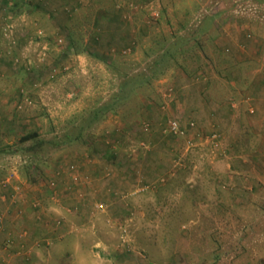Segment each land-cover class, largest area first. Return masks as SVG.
<instances>
[{
	"label": "rangeland",
	"instance_id": "rangeland-1",
	"mask_svg": "<svg viewBox=\"0 0 264 264\" xmlns=\"http://www.w3.org/2000/svg\"><path fill=\"white\" fill-rule=\"evenodd\" d=\"M258 3L0 0V237L14 235L0 250L24 246L16 258L30 256L44 238L36 229L50 233L69 219L101 234L98 243L105 241L90 249L107 264H264V130H256L253 105L242 103L229 84L241 82L242 90L243 76L264 71V5ZM106 15L117 23L106 22ZM214 15L208 37L217 45L206 35L202 49L170 62L117 113L86 130L91 144L81 137L35 156L27 151L31 141L21 143L34 131L58 142L73 128L69 120L109 100L117 83L98 57L118 59L122 73H148L151 49H164ZM127 28L134 52L128 44L106 43L111 32ZM72 41L89 54H74ZM179 65L190 72L201 66L202 85L217 99L200 104L209 118L179 112L180 93L167 79ZM231 97L235 111H229ZM171 122L181 123L183 134L169 132ZM152 136L155 146L147 142ZM217 241L224 250L235 247L214 261Z\"/></svg>",
	"mask_w": 264,
	"mask_h": 264
},
{
	"label": "crops",
	"instance_id": "crops-1",
	"mask_svg": "<svg viewBox=\"0 0 264 264\" xmlns=\"http://www.w3.org/2000/svg\"><path fill=\"white\" fill-rule=\"evenodd\" d=\"M75 2L77 1V4L80 3V0H74ZM82 1V0H81ZM88 1V0H86ZM128 1V0H126ZM130 1H137V0H130ZM142 3L145 1L143 0H139ZM258 2V1H257ZM260 3V0H259ZM258 3V4H259ZM118 4V3H117ZM260 4H263V2H261ZM116 16H118L116 14ZM216 16V15H214ZM132 17V16H131ZM106 19H104L106 22L110 23H117V18H110V16L108 17L107 15L104 17ZM131 19V18H130ZM214 21V18H213ZM125 22V21H123ZM215 22V21H214ZM128 32H130V30L127 28L125 34L124 32H111L110 35H108L106 37V43H108V45L112 46H116L117 48H122L125 47L127 44L128 45H134V42L131 40V42L126 41L125 35L128 34ZM218 37V35H217ZM136 44V43H135ZM215 44L217 45V40L215 39ZM107 45V46H108ZM215 47V46H214ZM129 50V52H131V50L129 49V47L127 48V51ZM135 48L134 46H132V51L134 52ZM77 57L80 56L78 55ZM82 59V57H81ZM239 65V64H238ZM248 65V64H247ZM235 69H240V71L242 70L241 66L238 67H234ZM42 71L38 72L37 75H39ZM66 75V74H65ZM63 75L61 77V80L64 79H70V77L73 79V76L68 75L65 76ZM172 74L169 75L168 82L171 83L172 86L176 87V91L177 94L180 93L179 99L176 101L177 103V107H181L180 108V113L181 115L182 110L184 109L186 114H187V119H191L193 117H197L199 119H201V113L204 112L208 118L210 115H208V110L207 108H203L201 107V102L205 104L206 107L211 106V104H215L217 103V99L212 98L211 101H207L204 98V94L206 89L208 88L207 84L206 85H202L203 80H205L203 78L202 80V76H200V73L197 74L196 77H190L188 75H186L180 68L176 69V72L174 75H176V77H171ZM246 76H243L244 83L246 84V87L244 89H238L237 85H239L240 83H238L237 81H232L230 82V88L233 89V93H235L236 95H243V101L242 103L246 104L247 106L249 105H253L249 108V112L250 113H254L256 111V114L258 115V120L256 121L257 125H258V129L256 128V130H264V71H261L260 73H255L251 79H249L248 77L245 78ZM60 79V78H59ZM58 79V82H59ZM187 80V81H186ZM236 80V79H235ZM238 80V79H237ZM68 81V80H66ZM73 81V80H72ZM241 81V80H240ZM75 81L72 82V84ZM201 82V84H200ZM236 82V83H235ZM95 83V82H94ZM199 83V84H198ZM68 84H70V81L68 82ZM243 84V82H242ZM57 85V84H56ZM59 86V83H58ZM202 87V88H201ZM199 88V94L196 93V89ZM198 92V91H197ZM202 94V95H201ZM249 95H251L252 97H250ZM181 97V98H180ZM209 97V96H208ZM231 100L228 101V103L230 104V110H234L236 108V98L231 97ZM188 105H187V104ZM198 104V105H197ZM186 108H184V106H186ZM183 107V108H182ZM253 107V108H252ZM236 110V109H235ZM234 110V111H235ZM234 113V112H233ZM186 116V115H185ZM212 116V115H211ZM255 130V129H253ZM139 140V139H138ZM148 144H152L155 143L156 145V140H154L153 136H152V142H150L149 140L147 141ZM154 145V146H155ZM162 147H165V145H162ZM148 155H151V153H148ZM148 165H150V162H153V160H151L150 157H148L147 159ZM150 167V166H149ZM150 169V168H149ZM147 172L149 173V171L147 170ZM90 206V205H89ZM65 211H63V213L69 212V208L64 207ZM88 208V206L86 207ZM65 215V214H64ZM72 216V214H71ZM71 221V220H70ZM31 223V222H30ZM80 223H74V222H69V219L65 220L64 224H61L59 226H53L54 229L48 233V231L45 234H42L41 231L39 229H36L35 231V235H38L40 237V235L44 236V238H41V246L40 247H36L33 251L32 254L30 256L26 255L20 258H16L17 252L22 248H17V249H13V248H9V250L7 251L5 248H3L2 250H0V258H2V260H0V264H52V260H55V257L58 258L59 257V264H107V260H103V258H101L100 255L96 256V253H93L92 250L90 248L95 247L96 245L93 244H99L101 242H104L105 240H103L102 238L100 239L99 243H98V239L97 237L101 236L97 235L95 236V234H91L88 233V231L82 228V230L80 229L81 226L79 225ZM100 227H105V223L99 222L98 224ZM82 231V233H81ZM106 231V230H105ZM14 237V235L11 236V238H7L6 240L5 237H0V248L3 244H5L7 241L11 242V239ZM106 240L108 239V233L105 232V237ZM43 240V242H42ZM103 240V241H102ZM16 244H14L13 247H15ZM90 249V250H89ZM118 257L115 256V261H117Z\"/></svg>",
	"mask_w": 264,
	"mask_h": 264
},
{
	"label": "trees",
	"instance_id": "trees-1",
	"mask_svg": "<svg viewBox=\"0 0 264 264\" xmlns=\"http://www.w3.org/2000/svg\"><path fill=\"white\" fill-rule=\"evenodd\" d=\"M259 2V0H256ZM264 0H260V3ZM215 16L205 17L201 25H198L197 28L193 29L191 32L182 34V35H176L171 39V41L166 42L164 49L163 45H160L158 48L151 49L153 54L155 55V58L152 60L151 64L152 66L149 67L148 73H134L130 71H125L122 73V68L120 67L121 61L116 58L110 59L109 57H98L105 65L107 71L110 73L111 77L116 80V88L113 91V93L110 95L109 100L101 105H98L96 107H93L92 110H90L87 114L84 115L82 119H79L78 117H74L71 120L68 121L69 128L73 127L72 129H68L66 127L64 130H67L63 137L58 142H48L45 138H42L38 132H31L23 136L20 141L21 143H25L28 141H31V145L27 148L28 152H31V155H40L41 153H46L45 148H47L48 145L52 147V145L56 148L61 145H67L70 146L73 143H76L78 140L81 139V137H86L84 143L91 144V138L84 136L86 130L90 129L91 127L95 126L97 123H99L108 113H117V110L124 107L125 103L127 102L126 99L134 95L138 89L141 87H144L152 82V80L156 79L158 76L162 75L166 71V66L173 61V64L178 61L179 56L184 55V53L187 52V50H198L203 48V41L206 38H209V40L213 39V43H215L214 38L211 36L208 37L210 29L213 28L214 21L213 18ZM215 27V26H214ZM134 45H129L128 47H132ZM70 47L73 49L74 54H89L87 51L86 46L78 47L75 44V41L71 42ZM150 50V51H151ZM191 52V51H190ZM149 55V52H148ZM177 58V60H175ZM179 68L188 76H191L194 73H198L201 69L200 65H197L192 72H190L185 66L179 65ZM234 68V67H233ZM209 88L206 89L204 94V99L207 101H211V96L209 95ZM209 96V97H208ZM88 111V110H87ZM192 121H189V124H191ZM194 123V122H193ZM181 126V123H180ZM43 151V152H42ZM40 153V154H39ZM35 169V168H34ZM37 169V168H36ZM35 169V170H36ZM38 170V169H37ZM61 173L58 172V175ZM248 231V228H246ZM246 235V234H244ZM243 239L244 237L241 236ZM240 241V239H236ZM235 240V243L237 244V249L243 247L244 249V243L238 242ZM234 242V241H233ZM216 248L210 252L211 259L216 261L218 257H220V252L222 253H228L229 248L232 249V244L229 245L227 250H224L221 248L220 241H217ZM240 245V247H238ZM236 249V250H237ZM235 250V251H236ZM238 257V256H236ZM261 264V261H260Z\"/></svg>",
	"mask_w": 264,
	"mask_h": 264
},
{
	"label": "built area",
	"instance_id": "built-area-1",
	"mask_svg": "<svg viewBox=\"0 0 264 264\" xmlns=\"http://www.w3.org/2000/svg\"><path fill=\"white\" fill-rule=\"evenodd\" d=\"M191 125H193V124H191ZM180 127L181 126L178 122H171L169 125V129H170L169 132H171L173 134H183V131H185V130H180ZM212 138L214 139V136Z\"/></svg>",
	"mask_w": 264,
	"mask_h": 264
}]
</instances>
